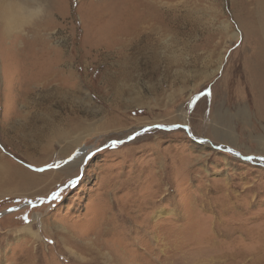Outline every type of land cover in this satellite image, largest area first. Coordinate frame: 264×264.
<instances>
[{
    "label": "rangeland",
    "instance_id": "374dc122",
    "mask_svg": "<svg viewBox=\"0 0 264 264\" xmlns=\"http://www.w3.org/2000/svg\"><path fill=\"white\" fill-rule=\"evenodd\" d=\"M127 1L0 24V264H264V120L241 70L264 0L154 18Z\"/></svg>",
    "mask_w": 264,
    "mask_h": 264
},
{
    "label": "bare ground",
    "instance_id": "6f19581e",
    "mask_svg": "<svg viewBox=\"0 0 264 264\" xmlns=\"http://www.w3.org/2000/svg\"><path fill=\"white\" fill-rule=\"evenodd\" d=\"M132 1L135 2V4L137 5H143L144 8L147 7L146 10L147 12L151 13L152 17L153 8L150 9L151 5L153 6L156 4H160L158 5L159 9L165 12L167 11V9L164 8V5H167L169 3V0ZM132 1H127V4H130ZM42 5V0H0V24L3 26V28L6 29H11L15 27L20 28L24 23L30 22L33 16L38 15V13L43 7ZM186 17L187 14L181 16L183 22L187 21ZM255 17L256 18H254L253 20H247V22L243 25L245 26L246 31L249 32L246 34L247 39H251L252 36L250 34L254 35L255 37L253 39V43L250 41L252 44V52L249 54V56H247V58H244L241 70L244 76L243 82L245 86H247L249 90L253 93L254 98L252 100V103L254 105L255 113L261 119L264 120V13H258V16ZM151 19V17L147 16L146 14H143L142 16H139L135 21H132L129 24L127 23L128 26H126L129 29L126 28L127 30L125 29V31L127 32L129 38L127 39L126 46L130 45L132 43L131 40L138 36V34L140 33L139 31H141V29H143L144 27L143 24L149 22ZM242 21L244 20L240 19V22ZM256 23L258 24V27H256ZM153 55L154 54H151L152 57ZM71 166L70 169H72ZM35 179H38V176H33L22 168H16L15 170L11 171L9 177V180L15 182L17 186H23L25 184L31 183ZM23 227L25 233L27 232L29 235L32 236L36 235V233H34L30 229L29 225ZM12 264H22V261Z\"/></svg>",
    "mask_w": 264,
    "mask_h": 264
},
{
    "label": "snow or ice",
    "instance_id": "6c2138e0",
    "mask_svg": "<svg viewBox=\"0 0 264 264\" xmlns=\"http://www.w3.org/2000/svg\"><path fill=\"white\" fill-rule=\"evenodd\" d=\"M71 184H72V182L70 181L69 185H71ZM52 196H53V198H58V193H53Z\"/></svg>",
    "mask_w": 264,
    "mask_h": 264
},
{
    "label": "water",
    "instance_id": "95a60500",
    "mask_svg": "<svg viewBox=\"0 0 264 264\" xmlns=\"http://www.w3.org/2000/svg\"><path fill=\"white\" fill-rule=\"evenodd\" d=\"M0 215H1V213H0Z\"/></svg>",
    "mask_w": 264,
    "mask_h": 264
}]
</instances>
